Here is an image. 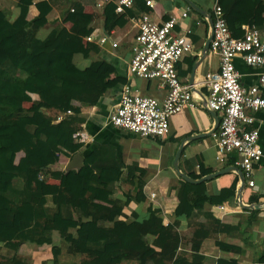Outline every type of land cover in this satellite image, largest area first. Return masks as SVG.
<instances>
[{"label":"trees","instance_id":"trees-1","mask_svg":"<svg viewBox=\"0 0 264 264\" xmlns=\"http://www.w3.org/2000/svg\"><path fill=\"white\" fill-rule=\"evenodd\" d=\"M34 1L17 0L19 14L13 21L8 3L0 10V152L6 157L23 154L16 164H7L0 155V213L4 215L0 218V249L13 252L1 258L0 264H31L29 258L17 255L21 245L37 249L51 244L54 236L65 239L84 224L89 227L73 237V251L82 257V264H242L235 258L208 259L199 252L208 238L221 252L235 255L252 246L250 230L260 211L242 209L245 217L231 225L205 209L234 201L237 181L207 195L204 182L189 184L179 178L173 188L178 200L174 216L183 217L188 226L203 222L184 242L179 220L163 225L158 209H148L142 219L135 213L126 218L123 210L128 204L144 200L143 185L136 184L134 196H115L123 163L112 146L91 150L83 156L81 167L66 174L52 171L60 156L71 158L84 146L73 138L84 122L80 108L95 106L114 81L109 80L111 70L100 71L98 62L85 69L72 62L75 54L84 53L83 39L92 32L83 11L94 0ZM137 1L141 0L133 4ZM219 5L232 37L241 38L246 24L255 25L264 36L260 0H219ZM32 6L37 15L29 21ZM53 8L61 11L62 22L38 39L36 33L47 24ZM146 8L139 7V11L146 12ZM103 15L106 32L124 26L126 17L133 16L127 8L116 13L114 2L105 4ZM91 49L97 50L93 44ZM45 111H55L61 119ZM233 161L234 157L229 158L224 168L233 166ZM127 170L140 171L131 166ZM214 171L198 164L196 172L186 175L197 180ZM134 178L131 174L121 178V185H132ZM191 192L200 198L190 202ZM97 194L112 203L98 200ZM249 201L257 202L258 197ZM57 251L52 248L54 263ZM251 264H264V250Z\"/></svg>","mask_w":264,"mask_h":264},{"label":"crops","instance_id":"crops-1","mask_svg":"<svg viewBox=\"0 0 264 264\" xmlns=\"http://www.w3.org/2000/svg\"><path fill=\"white\" fill-rule=\"evenodd\" d=\"M16 1L0 0V10H4L5 3L9 4L11 21L16 19L19 14ZM37 1L42 0H35L34 2ZM96 1L94 0L84 5V18L89 20L92 29L90 35L94 39H97L103 35L110 34L112 40L119 41V45L116 48H112L109 42L98 46L94 43H86L83 40L82 46L84 53L75 54L72 57V62L79 69H85L94 62L100 63V71H105L109 68V71L111 70L109 80L114 81L113 85L106 90L103 97L95 106L80 108L79 117L83 118L84 122L81 124L80 131L78 132H82L85 135L86 141L83 143L84 146L81 151L77 154L83 159L84 155H87L91 150L99 146H112L117 158L123 163V168L116 181L115 196L120 198H124L127 194L134 196L138 190L136 184L140 182L143 185L142 192L144 200L139 202L132 200L127 208L123 210L126 218L130 217L132 213H135L139 219H142L146 216L148 209H158L163 225L172 224L175 220H179L178 231L183 237V240H185L190 237L193 229L203 222L199 220L194 225L188 226L183 217L176 218L174 216V210L178 204V200L173 188L177 185L179 177L173 168V160L177 150L181 143H183L178 159V168L184 174L191 170L196 172L198 164H202L205 168H213L215 171L223 169L225 164L216 162V147L212 138V133L218 128L220 114L206 107V89L202 86V80L205 75L209 72H216L219 69L218 56L209 51V46L205 51V45L209 38L207 17L212 12V0H190L205 15H201L190 8L188 16L180 19L176 27V31L178 32L185 27L190 28L192 31L189 37L193 44L192 53L184 56L176 64V71L180 82L189 88L192 94V100L195 103V108L186 107L182 113L174 115L170 120L169 132L165 138L144 140L139 139L136 135L125 129L113 126L109 121V116L117 105L119 92L125 84L130 85L132 89L138 91L141 95L151 96L158 100H163L165 97V92L159 86L158 81L143 80L132 77L128 73L133 37L137 33L136 22L142 13L139 11V7L146 6L145 0L137 1L136 4H133V7L130 8L133 16L126 17L124 26L116 27L109 32L104 30L105 17L103 15V9L97 10L95 8ZM143 1L144 5L142 3ZM151 1L153 7L150 8L147 6L146 13L155 22H162L171 14L179 15L180 11L188 6L183 0ZM260 1L264 6V0ZM36 15L37 11L32 6L28 20H33ZM62 19L61 11L53 8L47 16V24L37 31L36 37L38 39H44L53 28L61 24ZM92 44L96 46V51L91 49ZM233 64L239 74V84L243 88L258 85V78L260 74L264 73V66H247L238 56L234 58ZM71 104L78 107L77 103ZM28 106V103L24 104V107ZM45 113L51 116L57 115L56 119L61 117L55 111H45ZM263 121V112L255 114V122L252 127L259 128V143L261 145H264V130L261 127V122ZM4 153L2 151L0 155H4ZM22 156V153H15L9 157L5 155L1 156V158L7 164H16ZM72 157L66 158L60 156L58 163L52 168V171H60L66 174L69 171L67 167ZM232 157L234 156H230L229 158ZM130 166L137 167L140 171L128 173L127 168ZM235 169V171L216 176L204 182L206 194H217L221 189L230 187L234 181H237V193L242 176L245 182V187L241 192L242 203L252 204L249 201L252 196L258 197L257 202L263 201L264 168L255 169L252 173V181L254 182L252 188L247 186L246 178L239 169ZM130 174L135 177L133 184L128 185L124 183V185H121V178L125 180L126 176L128 177ZM54 182L51 181V183ZM151 194H154V197H151ZM96 198L107 204L112 203L102 194H97ZM197 198L200 197L194 192L188 195L190 202H193ZM220 206L226 208L227 211V214L223 217L220 216L219 206H206L205 209L211 211L222 222L235 225L239 221V215L242 213V209L238 206L236 195L234 201ZM0 218H4L3 213H0ZM87 227L89 225H82L78 231H71L65 239H59L57 236H54L51 244L39 246L37 249L21 245L17 255L22 258H29L31 264H82V257L76 255L73 251V237ZM250 232L253 236L251 241L252 246L243 248L242 253L239 255L221 252L217 249L214 240L211 238L205 239L202 242L199 252L212 260L218 258H235L242 264H251L256 254L264 250V209L260 210L258 221L253 224ZM149 240L152 241L153 237H149ZM52 248L58 250L55 263ZM12 254V251L1 248L0 260L4 257H10Z\"/></svg>","mask_w":264,"mask_h":264},{"label":"built area","instance_id":"built-area-1","mask_svg":"<svg viewBox=\"0 0 264 264\" xmlns=\"http://www.w3.org/2000/svg\"><path fill=\"white\" fill-rule=\"evenodd\" d=\"M115 3V12L133 7L134 0H97L95 8L102 10L105 4ZM145 5L152 8L151 0ZM212 30L209 51L219 58V69L209 72L202 80L206 89V107L220 114L218 128L212 133L216 147V162L224 164L234 156L233 167L239 169L252 188V173L264 168V145L259 143V128L252 127L255 114L264 113V73L259 75L258 85L243 88L239 84L233 60L240 57L250 67L264 66V37L253 24L242 26L243 36L232 37L219 0H212ZM190 7L186 6L179 15L171 14L162 22L153 21L143 12L137 19V33L133 37L128 73L143 80H156L164 90L165 97L158 100L141 95L130 85H123L119 101L109 116L110 123L125 129L139 139H162L169 132L170 120L183 112L184 108H195L189 88L180 82L176 64L193 50L190 28L176 31L179 20L186 18ZM98 46L109 42L112 48L119 41L112 40L110 34L94 39L91 35L83 39ZM67 113H70L69 111ZM61 117L57 118V121ZM264 130V121L261 122ZM81 143L86 141L82 132L73 134ZM154 197V194L150 195ZM220 216L227 214L226 208L218 207Z\"/></svg>","mask_w":264,"mask_h":264},{"label":"water","instance_id":"water-1","mask_svg":"<svg viewBox=\"0 0 264 264\" xmlns=\"http://www.w3.org/2000/svg\"><path fill=\"white\" fill-rule=\"evenodd\" d=\"M192 10H194L195 12L201 14V15H205V13L200 10L192 1L190 0H183ZM207 21H208V26H209V38H208V41L205 45V51L208 49V46H209V42H210V39H211V30H212V19H211V14H208V17H207ZM182 147H183V143H181L179 149L177 150L175 156H174V160H173V168L177 174V176L183 180L184 182L186 183H189V184H199V183H203V182H206V181H209L210 179L216 177V176H219V175H222V174H225V173H228V172H231V171H235V167H226V168H223L221 170H218V171H215L209 175H206V176H203L197 180H194L190 177H188L186 174L180 172L179 168H178V159H179V156L181 154V150H182ZM83 164V159L80 155H75L74 157H72V159L70 160V163L67 167L68 170L70 169H73V168H79L81 167ZM241 175V174H240ZM245 187V182L241 176V183H240V186L238 188V192L236 193V198H237V201H238V206L241 208V209H244V210H257V211H260L262 209H264V200L261 201V202H257V203H252V204H244L242 203V200H241V195H242V190L244 189Z\"/></svg>","mask_w":264,"mask_h":264},{"label":"rangeland","instance_id":"rangeland-1","mask_svg":"<svg viewBox=\"0 0 264 264\" xmlns=\"http://www.w3.org/2000/svg\"><path fill=\"white\" fill-rule=\"evenodd\" d=\"M1 156H4V155H1ZM245 217V213L242 211V213L239 215V219H243ZM188 240V238L187 239H185L184 240V242H186ZM222 254H225V253H222Z\"/></svg>","mask_w":264,"mask_h":264}]
</instances>
